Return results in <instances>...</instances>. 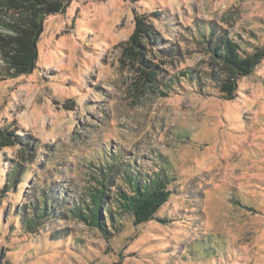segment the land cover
I'll use <instances>...</instances> for the list:
<instances>
[{
    "label": "rangeland",
    "instance_id": "1",
    "mask_svg": "<svg viewBox=\"0 0 264 264\" xmlns=\"http://www.w3.org/2000/svg\"><path fill=\"white\" fill-rule=\"evenodd\" d=\"M1 2L0 22L17 15ZM134 13L150 15L155 41L140 32L133 47L152 82L124 50ZM209 25L241 56L263 49L264 0H69L44 19L35 68L0 78V264H264V59L230 96ZM161 169L172 194L146 223L124 215L106 239L68 211ZM46 190L61 215L24 230Z\"/></svg>",
    "mask_w": 264,
    "mask_h": 264
},
{
    "label": "trees",
    "instance_id": "2",
    "mask_svg": "<svg viewBox=\"0 0 264 264\" xmlns=\"http://www.w3.org/2000/svg\"><path fill=\"white\" fill-rule=\"evenodd\" d=\"M1 3L8 9L14 10L17 15L10 16L8 21L0 22V29L4 31L0 33V78L27 75L36 66V43L42 32L44 19L48 15L64 12L69 0H2ZM149 16L146 13H134L135 29L130 37L131 45L124 50L139 60L140 66L137 69L146 81L152 82L155 76V66L149 64L143 58V53L139 49L134 50L133 47V45H140L138 40L140 32L145 34L149 40L155 41L150 25L144 23ZM208 27L210 32L207 35L201 30L198 32L210 51V55L224 67L226 76L222 79L221 85L223 90L231 96L236 89L237 80L250 75L264 59V48L241 56L238 52V45L232 39L227 38L226 35L213 38L214 27L212 25ZM9 134L12 135L10 132ZM14 138V141L11 139L7 141L26 148V152L20 153V156L24 160L29 159L25 156L30 155L31 150L28 143L30 138L20 136ZM110 159L114 163L113 158ZM15 164L16 168L8 172V180L18 175L20 165ZM133 174H123L126 189L116 192L111 199V205L106 201L108 199L106 184H101L99 188H94L89 193L86 200L79 204H72L68 211L78 221L96 228L106 239L111 231L121 232L119 223L124 219V215L130 217L133 226L152 220L157 209L167 202L172 194L169 189V177L163 169L151 172L143 178ZM7 185L5 188L8 187ZM57 200V195L53 191L46 190L39 200L30 201L27 209L22 211L19 218L22 228L26 231H35L44 219L61 215L62 210L59 206L61 202Z\"/></svg>",
    "mask_w": 264,
    "mask_h": 264
}]
</instances>
